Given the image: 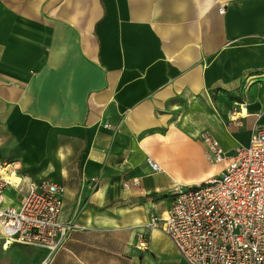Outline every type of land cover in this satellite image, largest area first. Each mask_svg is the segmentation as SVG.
I'll return each mask as SVG.
<instances>
[{"label": "crops", "instance_id": "0c3cea01", "mask_svg": "<svg viewBox=\"0 0 264 264\" xmlns=\"http://www.w3.org/2000/svg\"><path fill=\"white\" fill-rule=\"evenodd\" d=\"M214 2L0 0V159L21 179L1 202L63 186L77 228L50 264H147L151 216L221 168L200 132L230 151L264 126V0Z\"/></svg>", "mask_w": 264, "mask_h": 264}, {"label": "built area", "instance_id": "2783aa9c", "mask_svg": "<svg viewBox=\"0 0 264 264\" xmlns=\"http://www.w3.org/2000/svg\"><path fill=\"white\" fill-rule=\"evenodd\" d=\"M226 1L214 2L221 14ZM229 114L230 120L245 117L247 103L233 102ZM199 139L209 164L221 168L199 183L175 186L166 213L152 215L147 227L164 233L187 264H264V126L255 122L247 145L230 151L207 131L200 132ZM147 163L161 171L150 158ZM9 166L0 159L3 244L47 247L50 253L40 264H50L52 254L77 228L59 216L63 186L46 179L29 180L22 203L5 205L1 202L5 188L21 182L11 181ZM139 183V177L131 180L134 186Z\"/></svg>", "mask_w": 264, "mask_h": 264}, {"label": "rangeland", "instance_id": "374dc122", "mask_svg": "<svg viewBox=\"0 0 264 264\" xmlns=\"http://www.w3.org/2000/svg\"><path fill=\"white\" fill-rule=\"evenodd\" d=\"M160 235L162 239H156L160 240V243L156 246H153L149 235L146 236L147 264H187L174 246L170 247L171 243L168 238L163 233ZM2 239L3 233L0 230V264H38L37 262L46 256L47 252L45 251L46 253L43 254V248L35 244H24L14 241L5 249L3 248Z\"/></svg>", "mask_w": 264, "mask_h": 264}, {"label": "bare ground", "instance_id": "6f19581e", "mask_svg": "<svg viewBox=\"0 0 264 264\" xmlns=\"http://www.w3.org/2000/svg\"><path fill=\"white\" fill-rule=\"evenodd\" d=\"M11 181L13 180V181H17V180H19V177L18 176H16L15 174H12V176H11ZM5 199L7 200V197H5ZM3 242V241H2ZM3 244V243H2ZM10 244V242L9 241H5V243L3 244V248H7L8 247V245ZM156 244L158 245V243L156 242V243H154V246H156Z\"/></svg>", "mask_w": 264, "mask_h": 264}]
</instances>
